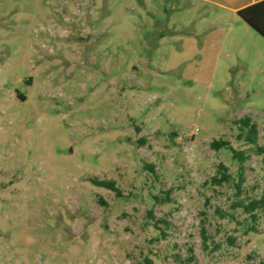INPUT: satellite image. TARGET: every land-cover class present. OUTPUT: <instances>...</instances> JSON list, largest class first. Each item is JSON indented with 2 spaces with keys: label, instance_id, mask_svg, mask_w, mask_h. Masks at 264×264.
I'll list each match as a JSON object with an SVG mask.
<instances>
[{
  "label": "rangeland",
  "instance_id": "374dc122",
  "mask_svg": "<svg viewBox=\"0 0 264 264\" xmlns=\"http://www.w3.org/2000/svg\"><path fill=\"white\" fill-rule=\"evenodd\" d=\"M234 1L0 0V264L264 261V207L233 208L264 203V39Z\"/></svg>",
  "mask_w": 264,
  "mask_h": 264
},
{
  "label": "trees",
  "instance_id": "16d2710c",
  "mask_svg": "<svg viewBox=\"0 0 264 264\" xmlns=\"http://www.w3.org/2000/svg\"><path fill=\"white\" fill-rule=\"evenodd\" d=\"M237 16L242 22H244L245 25L250 27L253 31H255V33H257L258 36L264 39V0L260 2H256L254 4H250L241 10H237ZM20 99L24 100L22 97ZM235 123L240 125L241 129L246 130L245 141L248 144L256 145V137L258 133L255 123H252L249 120V118H242L240 120L235 121ZM210 147L217 152L220 151L221 149H229L231 151V157L235 161H237L239 168L237 172V185L235 186V188H236V195H238L239 190L241 189V185L244 182L243 164L247 159L246 155L244 154L245 152L235 151V149L231 148L228 143L217 139L213 140L210 143ZM256 152L258 155H261L264 160V148L258 147L256 149ZM219 170L221 171L220 177L213 178L217 186H220V184L223 183H229L232 177L229 174L225 173V171H227V168L224 165H219ZM90 181L95 186L103 187L105 190L115 193L116 196H120V190L117 188L114 181L111 180L104 181V180H96V179H91ZM263 207H264V203L262 202V200L255 201L252 199L248 203H243L241 201L233 203L234 209L240 208L243 213L250 214L251 219L253 221L256 220V216L254 212L259 209H262ZM248 231L253 232L252 227L249 228ZM201 237L203 239V242H206L207 238L205 236V231L203 229L201 230ZM174 257L177 264L184 263V261L181 260L180 256L175 255ZM137 264H153V261L151 259H145L143 263H137ZM259 264H264V261H261Z\"/></svg>",
  "mask_w": 264,
  "mask_h": 264
},
{
  "label": "crops",
  "instance_id": "0c3cea01",
  "mask_svg": "<svg viewBox=\"0 0 264 264\" xmlns=\"http://www.w3.org/2000/svg\"><path fill=\"white\" fill-rule=\"evenodd\" d=\"M260 1H262V0H235L233 2V4H231L230 7H224V8L226 10H229L231 13L236 14V16H237V10H241L250 4H254V3L260 2ZM245 33L248 34L249 32H247V30H246Z\"/></svg>",
  "mask_w": 264,
  "mask_h": 264
}]
</instances>
